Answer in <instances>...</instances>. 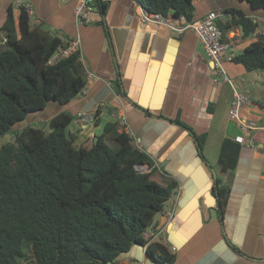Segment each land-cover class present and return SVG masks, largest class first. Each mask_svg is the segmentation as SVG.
I'll return each mask as SVG.
<instances>
[{
    "label": "trees",
    "instance_id": "1",
    "mask_svg": "<svg viewBox=\"0 0 264 264\" xmlns=\"http://www.w3.org/2000/svg\"><path fill=\"white\" fill-rule=\"evenodd\" d=\"M240 1L251 10H264V0ZM137 2L146 11L164 16H194V0ZM96 4L104 16L108 2L96 0ZM219 13L216 24L223 39L232 29H239L243 39L254 36L231 61L243 65L246 72L264 70V31H257L254 17L233 6ZM94 23L106 28L103 19ZM0 30L5 38L0 50V138L11 134L0 148V264H121V256L134 245L145 247L146 256L157 263L171 264L175 253L159 241L147 243L142 233L163 210L176 182L167 178L161 184L152 178V171L136 172L134 164H152V160L133 146L115 121L104 124L90 147L75 144L67 131L73 118L64 111L49 119V131L31 125L20 128L28 115L47 104H67L83 92L87 82L78 50L50 62L56 51L68 46L69 38L32 26L25 10L19 9L16 18L9 5ZM111 84L117 94L127 97L118 69ZM259 104L264 107V100ZM157 117L184 128L209 165L203 154L205 133H196L178 116ZM240 148L224 138L218 171L209 167L224 239L235 252L244 254L223 229L230 193L224 176L235 168Z\"/></svg>",
    "mask_w": 264,
    "mask_h": 264
},
{
    "label": "crops",
    "instance_id": "2",
    "mask_svg": "<svg viewBox=\"0 0 264 264\" xmlns=\"http://www.w3.org/2000/svg\"><path fill=\"white\" fill-rule=\"evenodd\" d=\"M102 1L108 2L101 18L106 28L103 24L78 22L73 15L74 0H31L37 25L63 38L79 39L77 49L87 84L67 104L51 102L44 110L28 115L19 127L48 123L52 116L64 111L73 118L75 129L68 132L74 136L75 144L90 147L104 124L116 122L123 114L131 143L152 160V178L161 184L167 178L176 182L151 226L163 227L164 244L175 253L171 264H264V134H254L253 146L240 145L235 168L224 176L230 193L223 229L244 255L226 243L211 192L209 165L218 171L222 140H233L240 133L238 122L228 117L230 85L212 69L193 32L176 35L163 25L143 21L137 0ZM9 5L13 6L12 0H0L3 7L0 27ZM194 5V18L202 17L208 10L220 14L222 8L229 6L240 8L250 16L256 13L240 0H194ZM13 12L17 18L18 10L14 6ZM220 18L225 21L223 15ZM233 33L239 36L241 32L232 29L227 36ZM253 39H243V44L236 42L232 51L237 53ZM4 42L0 30V50ZM223 67L240 87L249 88V72L243 65L226 61ZM117 69L127 97L112 88ZM88 73L94 77L89 78ZM260 97H264V92L256 96L249 88L250 101L240 111L243 117L258 124L264 123V107L259 104L264 98ZM101 102L104 106L95 117L85 122L75 119L78 111H93ZM133 102L152 115L138 109ZM111 111L114 116L110 115ZM157 115L178 116L196 133H205L203 154L209 165L199 156L184 128ZM118 129L124 130L121 125ZM167 211H172L170 220ZM120 263L159 264L146 256L141 245L131 247L121 256Z\"/></svg>",
    "mask_w": 264,
    "mask_h": 264
},
{
    "label": "built area",
    "instance_id": "3",
    "mask_svg": "<svg viewBox=\"0 0 264 264\" xmlns=\"http://www.w3.org/2000/svg\"><path fill=\"white\" fill-rule=\"evenodd\" d=\"M14 8L18 11L23 9L26 11L29 23L38 24V19L34 18V11L31 0H12ZM73 15L80 23H94L101 20L102 14L96 0H74ZM141 19L147 22H153L163 25L171 30L176 35H182L186 32H193L201 45L204 48L206 56L211 63L212 69L223 78L231 87V99L228 108V117L238 122L240 133L234 136L233 140L241 146H253L255 141V133L260 132L264 134V123L258 124L257 121L245 118L241 115V108L250 101L249 88L247 86L240 87L236 85L234 80L226 73L223 64L226 61H231L234 56L232 47L236 44V34L231 36L226 35V39L222 38V32L216 24L218 13L215 10H208L200 18L187 19L184 15L177 17L164 16L157 12H148L142 7L140 13ZM256 20V19H254ZM79 39H69V44L66 48L56 51L50 58V62L69 55L71 52L78 50ZM89 78H93L92 73H88ZM97 78V77H95ZM242 82V80H241ZM104 103H99L96 107L100 108ZM78 111L75 114V119L79 122H85L91 117H94L95 111ZM114 116V111L110 112ZM118 125H121L126 133L127 129L126 118L121 114L117 120ZM154 168L153 164L147 162L134 164V169L138 173H148ZM168 220L172 218V211L166 212ZM143 239L149 243L151 241H159L165 243L163 237V227H151L142 233Z\"/></svg>",
    "mask_w": 264,
    "mask_h": 264
},
{
    "label": "rangeland",
    "instance_id": "4",
    "mask_svg": "<svg viewBox=\"0 0 264 264\" xmlns=\"http://www.w3.org/2000/svg\"><path fill=\"white\" fill-rule=\"evenodd\" d=\"M0 10H1V12H3V7H0ZM252 17L256 18V21L258 23V26H257L258 31L263 32L264 31V10L263 11H261V10L256 11L254 16L252 15ZM47 26H49L51 28V25H47ZM47 26H45V27H47ZM249 38L252 39V38H254V36H250ZM236 39H237V44L245 43L242 41L243 39H242L241 33H239V36H236ZM247 78L250 79V82L248 81V85H249V88L251 90V94H253V92H254V94L257 96L260 92H264V70H257V71L249 72ZM234 82L236 85H238V82L236 80H234ZM242 84L245 85L244 83H242ZM227 86L229 87V85H227ZM260 98H264V97H260ZM33 126L41 127L45 131L50 130L48 123L43 124V123H37L36 122L33 124ZM73 129H75V124L70 123L67 126V131L68 130L72 131ZM31 260H32V258L30 257L29 261H31Z\"/></svg>",
    "mask_w": 264,
    "mask_h": 264
},
{
    "label": "water",
    "instance_id": "5",
    "mask_svg": "<svg viewBox=\"0 0 264 264\" xmlns=\"http://www.w3.org/2000/svg\"><path fill=\"white\" fill-rule=\"evenodd\" d=\"M11 139V134L7 133L4 135V137H1L0 138V148H1V145L5 142V141H8Z\"/></svg>",
    "mask_w": 264,
    "mask_h": 264
}]
</instances>
